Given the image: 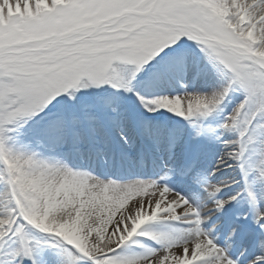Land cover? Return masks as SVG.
Instances as JSON below:
<instances>
[{
    "label": "snow or ice",
    "instance_id": "obj_1",
    "mask_svg": "<svg viewBox=\"0 0 264 264\" xmlns=\"http://www.w3.org/2000/svg\"><path fill=\"white\" fill-rule=\"evenodd\" d=\"M45 245L264 264V0H0V264Z\"/></svg>",
    "mask_w": 264,
    "mask_h": 264
},
{
    "label": "bare ground",
    "instance_id": "obj_2",
    "mask_svg": "<svg viewBox=\"0 0 264 264\" xmlns=\"http://www.w3.org/2000/svg\"><path fill=\"white\" fill-rule=\"evenodd\" d=\"M195 71V70H194ZM194 71H191L190 73H189V75H193L194 73ZM188 75V77H187V80L186 81H188L189 83L191 82L192 84H194L195 83V81H199L200 80V78L199 79H196L195 81L193 80V77H190ZM205 78V77H204ZM205 80H209V79H205ZM189 83H186V84H189ZM210 84H211V82H210ZM188 86V85H187ZM208 87V86H207ZM188 88H189V90L191 89V87L190 86H188ZM199 87H197V89H198ZM210 89V88H209ZM199 90H208V88H203V89H199ZM152 116H153V114H151ZM179 119H183V118H179ZM214 146H215V148H214ZM184 147V144H183V141L177 146V150L179 151V150H181L182 148ZM221 148H222V146L221 145H213V148L210 150V154H209V156H208V158L205 160V165L206 166H211L213 163H214V160H215V155L216 154H218L220 151H221ZM134 171V170H133ZM230 174H232V175H234L235 173H231V172H225L224 173V175H230ZM122 175H124L126 178L130 175V172L128 171V170H125L123 173H122ZM243 208H240V207H238V206H235V205H233V206H230V207H228V208H226V210H225V212L222 214V219H228V218H231V217H233L234 216V214L236 213V212H239L240 210H242ZM239 224H240V226L241 227H244L245 225H247L248 227H251V225L250 224H248L247 223V221H244V220H239ZM43 258L44 259H47L49 262H52V255L50 254V253H45V255L43 256ZM26 262V261H25ZM27 263V262H26Z\"/></svg>",
    "mask_w": 264,
    "mask_h": 264
},
{
    "label": "rangeland",
    "instance_id": "obj_3",
    "mask_svg": "<svg viewBox=\"0 0 264 264\" xmlns=\"http://www.w3.org/2000/svg\"><path fill=\"white\" fill-rule=\"evenodd\" d=\"M205 79H209V80H205ZM210 82H211V84H210ZM186 83H189V82L186 81ZM216 83H217V81L211 75H209L208 77H205V78L202 76L198 82L195 81L194 84H192L190 82L187 85L191 87L190 90H192L193 88H196L197 89V87H199L198 89H203V88H208L209 89L211 86H213ZM161 111L164 112V115L156 116V114H153V118H155V119H166V118H169L170 119V122H172L174 120H181V119H179V117H175L174 114H172V113H167L165 110H161ZM212 148H213V145L211 146V149ZM214 148H215V146H214ZM240 211H244V209H242ZM44 248H45L44 255H45V253H50L51 254V252L48 251L47 245H45ZM26 262H25V264H31L30 261H26ZM49 264H52V262H49Z\"/></svg>",
    "mask_w": 264,
    "mask_h": 264
}]
</instances>
